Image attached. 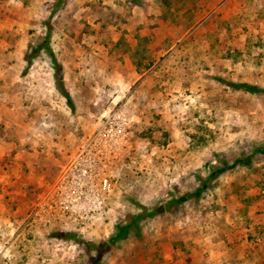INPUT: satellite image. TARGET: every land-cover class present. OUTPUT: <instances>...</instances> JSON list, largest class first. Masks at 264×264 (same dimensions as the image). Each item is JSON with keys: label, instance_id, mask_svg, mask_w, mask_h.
Here are the masks:
<instances>
[{"label": "rangeland", "instance_id": "obj_1", "mask_svg": "<svg viewBox=\"0 0 264 264\" xmlns=\"http://www.w3.org/2000/svg\"><path fill=\"white\" fill-rule=\"evenodd\" d=\"M57 2L0 0V264H93L85 240L136 213L102 264H264V0ZM49 20L74 109L47 51L26 59ZM116 111L128 125L108 209L61 238L39 198Z\"/></svg>", "mask_w": 264, "mask_h": 264}, {"label": "built area", "instance_id": "obj_2", "mask_svg": "<svg viewBox=\"0 0 264 264\" xmlns=\"http://www.w3.org/2000/svg\"><path fill=\"white\" fill-rule=\"evenodd\" d=\"M127 125L123 112L105 113L100 127L77 145L39 198L36 215L44 223L64 230L78 225L84 230L107 211Z\"/></svg>", "mask_w": 264, "mask_h": 264}, {"label": "trees", "instance_id": "obj_3", "mask_svg": "<svg viewBox=\"0 0 264 264\" xmlns=\"http://www.w3.org/2000/svg\"><path fill=\"white\" fill-rule=\"evenodd\" d=\"M61 1H63V0H58L57 4L60 5ZM134 2L137 4H141L142 0H134ZM57 8H58V6H57ZM46 25L48 27V32L45 35L43 41L41 43H39V45L37 47H34V49L32 50V52L30 54L29 53L26 54V59H27L28 63H31L33 58L36 56V54L39 51H41V50L47 51V53L49 54V56L51 58L52 64H53L54 78L56 80L57 89L67 99V103L69 104V106L72 109H74L75 108L74 100H73L72 95H71V93H70L69 89L67 88L65 81H64L63 65L58 60V58L56 57V55H55V53H54V51L50 45L51 30H52V24H51L50 20L47 22ZM229 84L236 86V87H246L247 90L253 91V89L249 88L248 83L238 84V83L231 82ZM260 90L264 91V88L260 89ZM254 153H264V143L256 145V147L254 148V151H253V154ZM246 159L248 160L249 157H245V158H239L238 157L231 164H225L223 166H221V165L215 166L213 169H211L208 176L205 177L204 186L201 189L197 190L195 195H201L202 189L204 187H207V181L208 180L216 179L220 174H222L223 172L233 168L234 166H236L237 163L245 161ZM192 196H193L192 193H186V194L180 196L178 201L179 202L187 201ZM144 209L146 210L147 213L151 212L150 208H148V207L144 206ZM148 210L150 212H148ZM143 217H144L143 213L133 214L131 216V218H129L125 223L119 224L117 226L118 227L117 232L114 235H112L109 238V241H107V242H103L101 244H95L92 241L86 239L85 242L91 247L92 250L95 251V258H94L93 264H102V257L104 255V253L109 250L110 246L112 244H114L115 242H117L118 240H121V239L125 238L126 236H128L131 230H138L139 223L143 219ZM56 234H57V236H59L61 238H75L76 237V234L72 233L69 230L57 231Z\"/></svg>", "mask_w": 264, "mask_h": 264}]
</instances>
